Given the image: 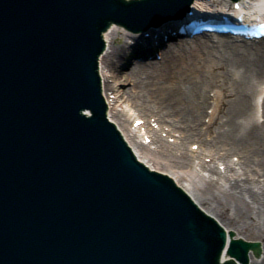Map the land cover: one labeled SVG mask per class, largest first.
<instances>
[{"label":"water","instance_id":"obj_1","mask_svg":"<svg viewBox=\"0 0 264 264\" xmlns=\"http://www.w3.org/2000/svg\"><path fill=\"white\" fill-rule=\"evenodd\" d=\"M10 1L0 0V58L3 61V55L14 50L18 53L14 60L22 58L17 67L26 70L28 65L31 71L18 80L4 74L6 95L14 97L16 91L26 90L47 101L43 109H31L23 122L36 130L32 114L39 121H53L58 108L75 120L86 101L99 122L86 120L88 129L83 126L78 131L79 144L58 174L52 167L33 172L30 164L35 153L28 154L27 147L17 149L12 167L0 161V182H14L11 201L18 212L25 203L20 212L29 229L28 234L0 229V264H237L219 260L225 244L223 228L170 177L149 172L137 162L104 120L101 108H96V100L87 99L91 89L98 93V78L92 56L87 70L77 66L82 54L87 61L83 51L89 46L81 42L106 27L105 13L115 12L117 2L16 0L14 21L9 7L7 13L1 9L3 2ZM120 5L118 9L129 7ZM27 83L34 84L36 91L26 89ZM101 83L108 117L141 160L108 104L102 77ZM50 94L57 96L58 104ZM14 113L18 115L15 109ZM23 134L22 141L27 139L38 148L46 130L35 132L25 125ZM250 248L259 252L257 242L232 239L229 252L246 264Z\"/></svg>","mask_w":264,"mask_h":264},{"label":"bare ground","instance_id":"obj_2","mask_svg":"<svg viewBox=\"0 0 264 264\" xmlns=\"http://www.w3.org/2000/svg\"><path fill=\"white\" fill-rule=\"evenodd\" d=\"M221 1L193 0L190 7L198 9ZM252 1L264 8V0ZM175 22L169 19L156 31L165 33ZM119 26L112 24L104 32L106 48L99 58V69L108 104L141 161L172 176L228 232L233 231L234 238L260 240L263 255L253 259L250 252L249 259L250 264H264V100L263 120L255 117V97L261 92L257 86L264 75V40H214L211 34L205 39L174 40L165 43L161 58L149 61L147 70L132 60L123 64L126 70L122 71L121 58H127L125 48L130 43L115 44L121 40ZM146 30L153 34L150 28ZM159 44H163L161 39ZM129 82V88H120ZM107 89H112V99ZM213 89L218 90L214 109L211 121L205 122L202 115L211 104L207 91ZM121 100L118 107L116 102ZM131 109L132 113H152L162 126H168L169 133L178 132L179 137L171 143L148 126L155 138L156 149H152L132 127L133 121L143 117L135 116L128 122ZM192 139L207 149V156L225 164L226 173H221L216 162L217 166L202 163L210 172L209 178L201 177L197 182L189 176L187 168L195 160L188 147ZM232 257L226 251L222 255L223 260Z\"/></svg>","mask_w":264,"mask_h":264},{"label":"rangeland","instance_id":"obj_3","mask_svg":"<svg viewBox=\"0 0 264 264\" xmlns=\"http://www.w3.org/2000/svg\"><path fill=\"white\" fill-rule=\"evenodd\" d=\"M122 30V29H121ZM122 33V32H121ZM119 34V33H118ZM119 35H121V41L120 42H116L115 44L116 45H119V46H121L123 43H125V41H126V39H127V36L125 35V34H119ZM130 39V38H129ZM159 51V50H158ZM125 52H126V59L125 58H121L122 59V61H121V64L123 65V64H125L126 65V63L128 62V61H131L132 62V59L133 60H135V56L133 55H131V53H132V50L131 49H129V48H126L125 49ZM128 55V56H127ZM159 56H160V53H159ZM131 59V60H130ZM142 63V66H143V69L144 70H147L148 69V66H149V64H148V62L147 61H142L141 62ZM123 67V68H122ZM121 68H122V71H124V70H126L125 69V67H124V65L122 66ZM263 77H264V75H263ZM263 77H262V79H263ZM260 83V82H259ZM132 84H131V82H129V83H125V84H120V88L121 89H126V88H129L130 86H131ZM258 90L260 89V87H259V85H258V88H257ZM107 90H109L108 92H109V95H110V98H113V95H114V93H112L111 92V90L110 89H107ZM217 92H218V90L217 89H213V90H208L207 91V95L208 96H210V100H211V104H210V107H208V108H206L207 109V114L205 115V113H204V115H202L203 116V118L205 117V120H206V122H208V120H209V118H210V115H211V113H212V111H213V106H212V104L213 103H215V98H216V96H217ZM120 103H123V101L121 100V101H118V102H116V105L118 104V107H120ZM129 110V109H128ZM130 116H129V120H128V122H131V120L135 117V116H141V117H143V119H145L146 120V122H147V119L148 118H152V120L154 119V120H156L157 121V117H154V116H152V113H146V114H143V113H139L138 114V112H134V113H132L133 112V109H131L130 111ZM262 114H263V106H259V107H256L255 108V117H256V119L257 120H259L260 122L263 120V116H262ZM160 123V122H159ZM145 125V124H144ZM168 126H166L165 127V129L167 128ZM171 135H172V133H171ZM170 137H174L173 135L172 136H170ZM191 142H197V143H194L195 145L196 144H199L200 145V142L197 140V139H192V140H190L189 141V143L188 144H190ZM150 144H152V142L150 143ZM152 145H154V144H152ZM189 147V146H188ZM192 147V146H191ZM200 147H202V145H200ZM153 148V147H152ZM202 149H203V154H202V156H205L206 155V149L205 148H203L202 147ZM200 151H201V148H200ZM199 166L198 165H196V164H192L190 167H188L187 168V170H188V173H189V175L191 176V177H193L197 182H201V179H200V177L202 176V171H200L199 170V168H198ZM221 167H224V164H222V166ZM204 173H208L207 171H204ZM257 241H259V240H257ZM260 242V241H259ZM261 246H262V243H261ZM260 256H262V251H261V253H260V255L259 256H256V255H254L253 254V259L254 258H259ZM250 260H249V263L248 264H250Z\"/></svg>","mask_w":264,"mask_h":264}]
</instances>
